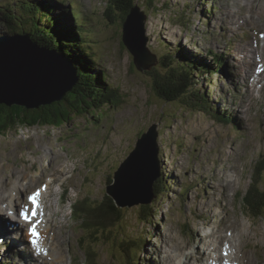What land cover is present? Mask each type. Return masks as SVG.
Here are the masks:
<instances>
[{"label":"rangeland","instance_id":"374dc122","mask_svg":"<svg viewBox=\"0 0 264 264\" xmlns=\"http://www.w3.org/2000/svg\"><path fill=\"white\" fill-rule=\"evenodd\" d=\"M108 1L57 0L64 7L70 5L71 12L81 23L88 22L86 28L93 34L87 39V47L99 55L100 68L109 75L107 85L120 89L123 105L108 109L98 122L89 115H74L59 127L36 126L0 135V180L8 177L13 181L18 174L26 178L25 182L33 184L36 179L45 182L57 174L59 185L54 187L56 192L48 202L51 206L47 211L53 219L61 218L63 252L68 256L65 264H84L87 252L99 264H136L137 261V264H163L165 256L170 261L173 256H179L180 262L186 261L187 252H207L209 243H213L209 242L207 231L212 227L220 229L227 213L230 219L238 218L242 222L239 239H248L242 253L230 240L225 244L228 250L234 258L239 256L240 261L250 258L253 264H264V203L255 202L258 195L264 193V72H261L263 76L259 75L264 69V0H136L135 7L147 15L148 46L158 58L159 54H176L174 49L183 47L194 57H203L214 66L208 54L210 49L227 55L229 69L213 79L212 86L206 77L204 84L198 87L201 90L210 87L208 96L215 108L212 115L186 109L180 103L165 102L155 94L150 73L161 70V63L144 72L137 69L134 55L122 42V20L115 15V23H112L104 15ZM11 2L13 0H0V10ZM55 9L63 16L62 10ZM210 9L209 17H204L203 12ZM1 29L4 26L0 21ZM250 49L261 58L258 66L252 65L251 55L246 53ZM236 50L241 52L238 58L242 61L235 55ZM241 64H246L247 74L254 71L255 76L241 71ZM258 76L260 79L256 78ZM16 91L20 97L17 99L32 101L31 97ZM80 94L82 110L87 96ZM225 112L232 115V123L216 118L215 114L226 117ZM153 125H157L159 131L160 169L169 185L163 198L155 199V216L151 222L140 223V205L120 208V217L112 220L107 230H99L94 236L98 238L105 233L109 239H100L108 243L89 247L88 242L92 243L94 237H90V233L84 236L83 222L78 223V217L72 215L71 204L85 202L108 210L113 205L112 197L107 194L108 180L135 150L143 132ZM58 164L62 166L58 168ZM226 176L231 182L225 184V190ZM251 182L257 183L255 191L249 189ZM60 189H67L61 206L58 205ZM41 205L42 212L47 213L46 203L41 201ZM8 208L5 205L1 214L8 213ZM18 208H22V203H18ZM260 210L261 214L254 216ZM109 212L113 214V210ZM239 226L238 223L235 228ZM22 229L6 216L0 218V253L8 264H30L23 237L32 248L33 245L28 227L24 228L23 237ZM107 231L110 233L106 234ZM5 240H9L11 246H1ZM143 240L146 246L141 249ZM46 241L39 247L47 254L54 251L55 246L52 244L48 250L52 242ZM85 241V245H80ZM34 253L37 254L35 250ZM213 253L216 255V251ZM39 254L38 258L42 259ZM47 262L56 261L50 258ZM232 263L234 261L224 264Z\"/></svg>","mask_w":264,"mask_h":264},{"label":"trees","instance_id":"16d2710c","mask_svg":"<svg viewBox=\"0 0 264 264\" xmlns=\"http://www.w3.org/2000/svg\"><path fill=\"white\" fill-rule=\"evenodd\" d=\"M135 6L136 0H109L104 15L112 23H115L113 17L117 15L124 24ZM55 8L56 6L51 4V0H16L0 10V21L5 29L3 31L7 34L28 36L40 46L54 49L71 60L73 65L78 68L79 83L75 88L78 94H75L74 90V92L68 93L63 101L40 109H27L23 106L8 108L5 105H0V135L36 126L59 127L62 123H66L70 117L88 115V112H91L88 117H92L93 121L98 122L106 116L108 109L123 105L124 99L120 89L112 88V84L107 85L109 75L105 69L100 68L102 62L99 55L87 47V39H91L93 33L90 30L89 33L86 26L74 24L72 20L75 18L70 14L69 9H63V16H61ZM83 23L85 24V22ZM86 24L89 27L88 22ZM176 53L178 57L169 52L166 55L159 54L162 68L150 73L154 82L155 94L165 102L180 103L182 107L195 112H208L211 110L208 95L198 88L202 84L201 78L205 77V70H198L199 76L195 75L196 66L189 62V58L183 54L180 48H176ZM80 93L87 96V100L83 99L82 105L85 108L82 110H80L82 106L79 102L82 100ZM112 181L109 179L108 184H111ZM256 186L257 184H254L252 189H256ZM168 187L162 171L161 177L154 184L155 198L153 202L150 205H140L142 208V214L139 215L140 223L151 222L157 211L155 206L157 200L155 199L163 198ZM110 201L113 205L108 210H113V214L107 213V209L103 211L102 205L92 207L85 202L78 205V214L85 230L84 236L90 233V237H94L99 230H107V226H111V221L120 217L119 214L122 210L113 199ZM255 202L257 204L264 203V193L259 194ZM260 214L261 210L254 216ZM107 233L110 232L107 231ZM102 237L109 239L105 233L103 236L101 233L100 237L93 238L92 243L89 241L88 246L92 248L95 245L108 243L101 241ZM85 243L87 242L80 245H85ZM85 258L84 264H99L95 262L90 252H87Z\"/></svg>","mask_w":264,"mask_h":264},{"label":"water","instance_id":"95a60500","mask_svg":"<svg viewBox=\"0 0 264 264\" xmlns=\"http://www.w3.org/2000/svg\"><path fill=\"white\" fill-rule=\"evenodd\" d=\"M146 20V13L134 7L123 24L122 41L141 72L158 64L148 47ZM78 83V70L64 55L28 36L0 30V105L27 109L51 106L74 92ZM15 91L32 101L17 99ZM158 136L157 125L151 126L114 175V183L107 187L119 208L153 201L154 184L160 177Z\"/></svg>","mask_w":264,"mask_h":264},{"label":"bare ground","instance_id":"6f19581e","mask_svg":"<svg viewBox=\"0 0 264 264\" xmlns=\"http://www.w3.org/2000/svg\"><path fill=\"white\" fill-rule=\"evenodd\" d=\"M235 1L237 2V0H235ZM250 3H252V2H250ZM240 4H242V3H239V5ZM255 5H253V7H256ZM245 49H247V48H245ZM247 52H248L249 55H251V58L253 60L252 61V63H253L252 65L256 66L257 65V61L259 62L260 58L258 57V55H256V53L253 52L252 49H250L249 51H246V53ZM242 53H243V51H242ZM238 54H241V52L240 51L238 52L236 50L235 55L237 56V58L239 57ZM238 59H240L242 61V58H238ZM243 59L245 60L244 56H243ZM69 61L72 62L71 60H69ZM77 70H78V68H77ZM240 70L241 71H245V73H246V70H247L246 64H241ZM246 75L247 76H255L254 71H253V73H252V71L249 72L248 74L246 73ZM256 78L260 79L259 76L256 77ZM254 80L257 81L256 79H254ZM16 97H18V96L16 95ZM18 98H20V97H18ZM60 166H62V164H58L57 165L58 168ZM56 169L57 168H55V170H53V171L55 172ZM64 172H62V174ZM51 173L55 174L53 172H51ZM17 175L18 174H16L15 177L13 176L14 177L12 179L13 181H11L8 177H3L2 178L3 181L0 180V211H4L5 210V205H7L9 207L8 208L9 209L8 213H6V214L2 213L1 214V212H0V214H1L0 218H2L3 216H6V219L9 220V221H12L10 219H13L12 222L15 223L17 227L22 226L23 228H25L24 225H27L28 223L23 222L21 219H18V216H15L13 214L16 211V209L18 208V202H16V201H18V199L21 200V197L18 196L19 193L22 191V189H25V191H28V190L33 189L35 187V185L44 183L46 192H41L39 194L38 201L39 202H41V201L45 202L46 205H45L44 209L45 210H49L50 206L47 205V202L51 201V199L55 195L54 194L55 193L54 187H55V185H57V183L59 181V177H57V174H56V176L54 175L53 177H51V180H48V181H45V182L42 179H40L38 181L36 179L35 183L32 184L30 181L29 182H25L26 181L25 177L20 178ZM36 182H38V183H36ZM230 182H231V180L229 179V176H226L225 182L223 181V184L227 185V184H230ZM29 183L31 185L30 187L28 185ZM226 185H225V190H226V187H227ZM154 198H155V196H154ZM21 203L22 202L20 201L19 204H21ZM139 205H142V204H139ZM128 207H133V206H128ZM33 209L34 208L31 207L29 213ZM60 219L61 218L59 216L57 217V219H53V217H52V215L50 213H44V212H41L39 210V214H37V216L34 218L33 223L32 224H28V226L31 227V226H33L34 224L37 223V225H35V227H36V231L39 233V236H40L39 245L43 244V242L45 240H47L46 242H48V241L52 242L51 245H49L48 248L46 247L48 250H50L52 248V247H50V246H52V244L55 246V250L54 251L50 250V251L47 252V254H46V252H43V248L42 247L38 246L39 250H38V247H37V250L40 252L39 256L42 255L41 256L42 259H40V258H38V255L37 256L34 255L33 250L29 248L27 242L25 241L29 251L27 250L26 246H24V249L27 250V253H26L27 256H28L27 259H29L28 261L30 262V264H34L35 262H36V264H40L38 259H40L42 261V264H65V263L68 262V256H66V254L63 252V247L64 246H63L61 232H60L61 228L63 226H62V222L60 221ZM234 219H230V216L227 213V216L222 221L223 223H222L221 229H218L217 227H214V228H216V229H214L212 227V229L209 228L211 230L210 232L207 231V233H209L208 234L209 236L208 235L207 236L210 238L209 242H213V243H209V249L213 250L212 252L216 251V255L214 257H212V256L210 257V256H207V255H202V254H200L201 253L200 251H199L200 253L198 254L197 257L194 254H191V253L188 254V252H187V255H186L187 262H181L180 263V258L178 256H176V257L173 256L171 258V261L169 259H167V258L163 259V264H167L166 260H168L170 264H192V261L199 262V263L206 262L207 264H214V262H215V264H224L225 262L230 263V262H233V261L235 263H239V264H253L252 261L250 260V258H244L241 261L239 259V256L234 258L233 254L230 251H229V253L226 256L224 255V252H223L224 250H222V249L226 246L225 244L228 242V240L232 241V244L237 246L241 253L244 250V249H242V246H245L244 243L248 240V239H245V240L239 239V233L242 234V232H241L242 222H240L238 220V218H236L235 220ZM238 223L240 224V226L238 228H235ZM45 224L48 225V228L43 230V226H41V225H45ZM21 235H22V231H21ZM230 237H233L234 240L233 239L232 240L229 239ZM0 239H2V238L0 237ZM236 240H239L241 243H236ZM20 241L18 243H20ZM215 241L219 243L218 246L216 244H214V243H216ZM46 242H45V244H46ZM21 244L23 245L22 242H21ZM222 245L223 246L225 245V246L222 248L221 247ZM1 246H6L7 247V246H11V244L9 243V240H5L1 244ZM15 246L16 247H14V246H12V247L17 249L18 246L17 245H15ZM226 247L229 248V246H226ZM11 250L12 249H9V251H11ZM184 250L186 251L187 247H185ZM165 253L166 254L168 253V249H167V251ZM180 253H181V255L183 254L182 249L180 250ZM21 254H22L23 258H24V263H25V256L23 254V251L21 252ZM184 254H185V252H184ZM50 258L55 259L56 262L55 263L47 262Z\"/></svg>","mask_w":264,"mask_h":264},{"label":"snow or ice","instance_id":"6c2138e0","mask_svg":"<svg viewBox=\"0 0 264 264\" xmlns=\"http://www.w3.org/2000/svg\"><path fill=\"white\" fill-rule=\"evenodd\" d=\"M38 196H39V192H36V193H34L28 197L29 203H31L33 205L34 209L39 207ZM19 215H20V218L25 221V223L32 224L37 213H36V211H32L31 216H30L29 210L23 209L20 211ZM28 231H29L30 237H33V239H31L30 242L32 243L33 246L38 247L40 236H39V233L36 231V227L33 226V227L29 228Z\"/></svg>","mask_w":264,"mask_h":264}]
</instances>
